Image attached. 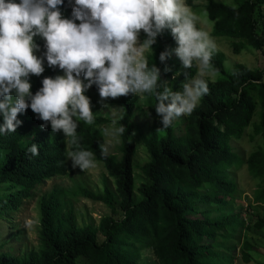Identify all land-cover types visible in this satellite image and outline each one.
Segmentation results:
<instances>
[{
  "label": "trees",
  "instance_id": "16d2710c",
  "mask_svg": "<svg viewBox=\"0 0 264 264\" xmlns=\"http://www.w3.org/2000/svg\"><path fill=\"white\" fill-rule=\"evenodd\" d=\"M204 1L207 2L206 11L214 23L216 37L249 39L257 49L262 48V41L256 37L257 24L252 15L258 6H264V0H247L237 9L215 0ZM186 3L188 6L194 4L193 0H186ZM73 6L74 0H71V3L64 0L60 6L64 18H72ZM140 36L142 40L146 38L142 31ZM35 42L42 46L45 41L36 37ZM177 47L170 30L165 29L157 37V43L153 45V51L148 57L149 67L155 64L160 69L161 81L158 83L161 85V91L163 87L179 91L185 82V74L189 78L197 75L195 69H189L181 76H176L175 72H165L166 67L171 69L172 52ZM165 51L170 55L161 63L159 56ZM224 61L223 54L213 53L211 67L216 72H223ZM44 69L41 76L29 78L33 95L42 87L44 78H55L64 74L58 67L50 68L46 59ZM226 81L230 82V87L239 84L237 87L239 88L251 86L253 81L261 82L263 78L255 77L249 72L243 75H230L224 83ZM261 87L263 107L261 122L256 126V132L264 137V83ZM91 89L98 92L96 85ZM150 97V114L161 120L154 110L155 98L152 95ZM244 97L246 99L233 108H229L227 103L225 105L221 102L213 103L207 116L198 120L197 128L194 130L195 138L189 148L175 137L174 123L163 130L165 133L163 137H159L155 130L145 140L151 162L142 170L150 184L142 186L141 193L144 198L138 204L134 202L133 192L135 145L130 140L134 133L131 120L138 100L132 95L107 99L108 104L124 109L123 117L117 121L118 126L122 123L127 129L122 135L124 144L122 161L116 163L112 156H101L99 146L102 140L91 131V126L101 127L112 124V121L98 116H95L94 124L91 126L82 120L78 121L77 136L81 146L93 151L97 160L104 163L117 180L123 218L115 220L105 217L99 229L92 226L79 229L72 221L69 227L62 228L56 226L55 214L46 206L42 220L43 251L22 261L5 255L0 258V264H144L141 253L148 248L153 250L158 264H236L233 250L237 245L233 244V236L238 229L245 228L239 227L244 223L240 221L238 215L217 219L203 217L204 214L194 209V202L221 206L225 205V202L220 196L199 198L191 186L204 182L211 185L213 191L224 194L227 192V185H224V179L220 175V163H217V160L222 158L227 161L230 158L229 136L242 134L243 128L252 117L253 108L250 107L248 96L245 94ZM17 119L21 124L16 132L0 134V187L13 186L22 193H27L44 180L67 174V138H54L50 123L42 129L41 125L45 122L40 120L30 107L19 114ZM2 123L3 119L0 117V124ZM25 139L29 141L27 145L22 146L21 143ZM33 143L38 145L39 154L36 156L28 152ZM253 160L255 166H260L259 173L263 175L264 150L255 155ZM84 193L87 197L105 202L114 208L109 195L103 197L86 191ZM199 215H202V218ZM257 226L264 227V222L258 223ZM98 233L105 238L103 243L98 242ZM204 239L210 240L211 243H206ZM245 246L248 253L244 252L242 259L249 263L252 246L248 243Z\"/></svg>",
  "mask_w": 264,
  "mask_h": 264
},
{
  "label": "clouds",
  "instance_id": "9594fccd",
  "mask_svg": "<svg viewBox=\"0 0 264 264\" xmlns=\"http://www.w3.org/2000/svg\"><path fill=\"white\" fill-rule=\"evenodd\" d=\"M63 3L0 0V134L16 132L21 124L17 116L30 107L45 122L42 129L50 123L53 133L65 134L67 148H71L66 158L73 168L85 171L95 168L97 162L94 152L81 146L77 129L81 120L94 124L96 114L84 94L93 85L98 88L101 103L129 95L154 96V110L162 124L158 130L168 129L182 115H190L208 94V82L202 77L211 68L216 43L207 31L197 27L200 15L185 0H74L71 19L62 17ZM165 29L170 30L178 45L174 51L183 67L198 69L194 77L185 74L182 91L168 87L161 91L160 69L155 64L149 67L145 56L153 51ZM141 31L146 37L143 42ZM36 37L45 41L48 66L58 67L64 75L44 78L33 95L29 78L41 76L45 70L44 58L36 55ZM169 55L168 51L162 52L160 62L164 63ZM116 124L114 119L113 127H105L103 132L122 136L127 129L122 123L119 127ZM99 150L107 157L109 146L102 143ZM28 152L38 155V145L33 143Z\"/></svg>",
  "mask_w": 264,
  "mask_h": 264
},
{
  "label": "rangeland",
  "instance_id": "374dc122",
  "mask_svg": "<svg viewBox=\"0 0 264 264\" xmlns=\"http://www.w3.org/2000/svg\"><path fill=\"white\" fill-rule=\"evenodd\" d=\"M234 9L239 8L247 0H215ZM19 3L20 0H15ZM186 2V0H185ZM193 5L189 6L193 12L200 15L197 24L198 28L207 31L216 43L214 53L224 55V71L216 72L212 67L205 71L203 79L208 82L209 92L200 99L198 106L190 115H182L173 121L175 137L182 140L187 148L190 147L195 138V129L198 120L207 116L213 103L228 104L229 108L238 106L248 96L250 107L253 108L252 117L247 126L243 128L242 134H231L229 136L230 158L218 159L220 163V175L224 179L227 192L221 193L213 191L211 185L202 182L199 185H192V191L199 198L220 196L225 205L208 204L205 202H194L193 207L203 217L209 219L222 218L229 215H238L245 226L243 230L233 236V250L236 257V264H264V227L258 228L257 224L264 222V174L259 173L260 166L253 164V157L264 150V137L256 132V126L261 122V112L263 101L261 98L262 83H264V6H258L253 13L256 21V37L262 41V48L257 49L249 39H233L226 37H216L214 35V23L210 20L206 11L207 2L204 0H193ZM207 15H203V13ZM64 18V13H61ZM140 41L143 42L140 36ZM176 49V48H175ZM174 49V50H175ZM172 52V66L170 71L181 76L189 69L183 67L182 62ZM46 52L44 45H39L36 55L44 58ZM151 50L145 53L148 57ZM46 58H44L45 61ZM195 69L198 72L196 66ZM253 73L255 77L263 78V81H253L251 86L246 85L230 87L229 81L224 83L230 75H243ZM64 75V74H63ZM224 83V84H222ZM249 86V87H248ZM182 91V88L179 90ZM91 100L92 112L95 116L104 117L110 121H116L123 117L124 110L120 107L112 106L105 101L101 103L99 93L89 89L84 93ZM242 94V96H241ZM138 102L132 115L131 124L133 135L130 140L135 145V155L133 160L134 177V202L143 201L141 188L149 185L150 181L143 172V167L151 162V155L146 146L145 140L156 130L159 137L165 135L160 118H154L150 113L151 97L145 93L142 97L136 96ZM15 99V93L13 94ZM107 105V107H105ZM240 106V105H239ZM221 108H225L220 106ZM117 109L118 111H113ZM216 115V110L213 111ZM111 129L112 124L101 127L91 126V131L98 135L102 143L109 146L108 156L115 158L119 163L123 159L124 144L122 136L107 135L103 129ZM116 127H119L116 124ZM53 137H66L60 131L53 133ZM29 139H25L21 145H27ZM70 150V148H67ZM97 166L92 169L82 171L79 167L73 168L72 161L67 159L68 171L63 177L47 179L37 184L27 193H22L20 189L13 186L0 187V258L9 256L11 259L19 261L28 259L33 254L43 251V229L42 220L44 208L47 206L53 210L56 219V226L67 228L72 221L79 229L92 226L99 229L105 217L121 220L124 216L121 208V198L118 193L117 180L111 175L105 164L97 160ZM261 159V158H259ZM222 162V164H221ZM90 192L94 195H109L114 208L102 201H95L87 197L84 193ZM202 218V215H199ZM105 238L98 233V242L103 243ZM206 243L210 240L204 239ZM252 246L249 252L250 262L243 261V253H248L245 244ZM144 264H158L152 249H145L142 253Z\"/></svg>",
  "mask_w": 264,
  "mask_h": 264
}]
</instances>
